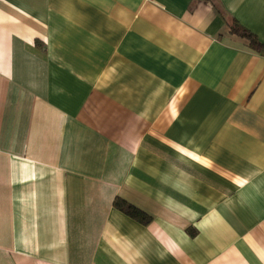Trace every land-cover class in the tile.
I'll return each instance as SVG.
<instances>
[{"label": "crops", "instance_id": "0c3cea01", "mask_svg": "<svg viewBox=\"0 0 264 264\" xmlns=\"http://www.w3.org/2000/svg\"><path fill=\"white\" fill-rule=\"evenodd\" d=\"M230 18L264 41V0H0V264H264V48Z\"/></svg>", "mask_w": 264, "mask_h": 264}, {"label": "trees", "instance_id": "16d2710c", "mask_svg": "<svg viewBox=\"0 0 264 264\" xmlns=\"http://www.w3.org/2000/svg\"><path fill=\"white\" fill-rule=\"evenodd\" d=\"M227 24L229 32L238 37L244 38L247 45L251 49L255 51H261L262 48H264V41L260 40L256 35L240 25L236 19L230 18ZM113 205L126 215L136 219L141 223L145 224L150 220V216L147 213L120 197H116L114 199Z\"/></svg>", "mask_w": 264, "mask_h": 264}]
</instances>
